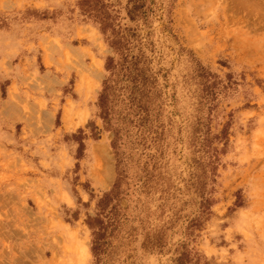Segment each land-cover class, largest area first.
Returning a JSON list of instances; mask_svg holds the SVG:
<instances>
[{
	"label": "rangeland",
	"instance_id": "374dc122",
	"mask_svg": "<svg viewBox=\"0 0 264 264\" xmlns=\"http://www.w3.org/2000/svg\"><path fill=\"white\" fill-rule=\"evenodd\" d=\"M0 264H264V0H0Z\"/></svg>",
	"mask_w": 264,
	"mask_h": 264
}]
</instances>
